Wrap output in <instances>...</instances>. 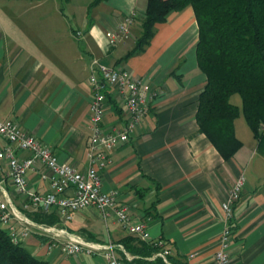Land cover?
Listing matches in <instances>:
<instances>
[{
    "label": "crops",
    "instance_id": "crops-1",
    "mask_svg": "<svg viewBox=\"0 0 264 264\" xmlns=\"http://www.w3.org/2000/svg\"><path fill=\"white\" fill-rule=\"evenodd\" d=\"M145 5L146 0H108L89 14L86 9L87 21L78 30H38L29 23L21 29L0 26V116L13 120L48 146L59 162L85 172L89 64L97 59L106 67L127 70L143 80L154 97L147 116L128 142L109 154V163L100 175L102 191H116L118 202L128 207L130 224L145 225L150 240L166 244L167 262L152 255L145 259L147 264H214L223 228L221 204L232 182L245 171L249 175L233 213L230 264H264V157L256 153L254 139L253 146H246L238 137L245 129L240 116L234 121V133L242 147L231 160H222L198 132L196 101L205 76L196 63L198 29L192 9L171 12L165 23L154 26L144 51L121 63L118 61L133 48L137 37H128L115 47L107 43L106 33L132 15L130 30L138 35ZM54 34L60 44H51ZM107 91L110 101L102 121L104 132L120 126L126 118L113 90ZM233 97L230 102L234 99L232 104L240 109L241 102ZM17 156L26 158L28 153L18 152ZM44 172L36 165L27 173L30 190L49 191L48 181L42 179ZM0 182L24 216L33 213L24 208L4 163L0 164ZM55 225L88 241H110L118 246L122 264H136V257L120 245L130 234L120 228L113 214L103 218L89 208L75 212L65 225L56 219ZM21 245L49 264H106L98 255L65 256L57 249L48 250L47 240L35 235Z\"/></svg>",
    "mask_w": 264,
    "mask_h": 264
},
{
    "label": "built area",
    "instance_id": "built-area-1",
    "mask_svg": "<svg viewBox=\"0 0 264 264\" xmlns=\"http://www.w3.org/2000/svg\"><path fill=\"white\" fill-rule=\"evenodd\" d=\"M134 15L125 18L113 31L106 33L109 47H115L129 37ZM88 81L91 87L89 104V135L86 141L87 169L79 172L74 167L61 163L50 148L34 136L24 132L16 122L0 116V164L7 167V176L16 194L23 199L25 209L35 213L52 214L57 222L65 225L75 212L95 209L103 218L113 214L121 229L140 241L151 243L157 249L153 255L164 262L169 250L163 240H150L145 225L132 226L128 207L118 202L116 191H102L100 173L109 163V154L129 140V135L147 116L154 94L145 82L135 78L125 69L109 68L97 59L89 64ZM112 89L115 101L125 112V121L110 132H104L102 121L106 109V92ZM18 152L28 153L19 158ZM36 165L45 169L42 179L49 185L47 193H36L28 188L26 175ZM244 186V177L239 175L221 204L223 228L218 238L214 264H230V244L234 236L233 213ZM0 228L4 229L12 242H21L30 235L44 238L48 250L57 249L65 256L85 254L98 255L106 264H122L117 253L118 246L112 242H92L70 233L57 225H45L24 216L7 197L0 182Z\"/></svg>",
    "mask_w": 264,
    "mask_h": 264
},
{
    "label": "trees",
    "instance_id": "trees-1",
    "mask_svg": "<svg viewBox=\"0 0 264 264\" xmlns=\"http://www.w3.org/2000/svg\"><path fill=\"white\" fill-rule=\"evenodd\" d=\"M106 1L92 0L87 14ZM187 7L192 9L198 29L197 67L205 76L196 101L198 132L222 160H231L242 147L234 133V121L242 115L256 141V153L264 157V0H146L134 46L118 63L142 53L150 44L154 26L165 23L171 12ZM235 95L240 99V109L230 103ZM106 97L110 101L108 92ZM28 218L45 225L56 223L52 214L33 212ZM120 245L136 257V264H147L145 259L157 252L153 244L131 236L122 239ZM0 264L49 263L12 242L0 228Z\"/></svg>",
    "mask_w": 264,
    "mask_h": 264
},
{
    "label": "rangeland",
    "instance_id": "rangeland-1",
    "mask_svg": "<svg viewBox=\"0 0 264 264\" xmlns=\"http://www.w3.org/2000/svg\"><path fill=\"white\" fill-rule=\"evenodd\" d=\"M90 2L91 0H0V26L4 28L16 26L21 29L29 27L27 25L29 23L30 26L36 27L38 30H43L45 27L78 30L82 23L87 21L86 9ZM131 36L135 38L138 35L132 34L130 30L129 38ZM51 37L52 45L60 44L61 39L56 40L55 34ZM42 38L45 37L42 36ZM119 51L120 49L117 50V53ZM117 53L114 57L117 56ZM233 98H237L240 102L237 95ZM233 101L234 99H231L230 103H234ZM240 122L245 129L243 133L239 131L238 137L246 146L249 144L253 146L255 141L242 115H240ZM248 175L249 171H245L243 174L245 180Z\"/></svg>",
    "mask_w": 264,
    "mask_h": 264
}]
</instances>
